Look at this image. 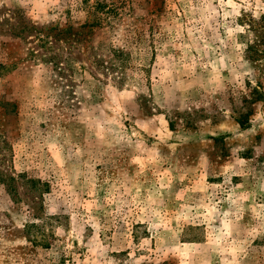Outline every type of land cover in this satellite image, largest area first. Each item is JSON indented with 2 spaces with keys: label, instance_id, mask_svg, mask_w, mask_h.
<instances>
[{
  "label": "rangeland",
  "instance_id": "obj_1",
  "mask_svg": "<svg viewBox=\"0 0 264 264\" xmlns=\"http://www.w3.org/2000/svg\"><path fill=\"white\" fill-rule=\"evenodd\" d=\"M81 1V15L68 7L63 20L45 0H33L24 9L14 0L0 5V206L13 205L27 190L34 199L28 211L41 221L26 226L31 233L27 246L0 252L2 264H107L109 259L119 264H264V231L259 228L264 218V143L243 147L264 137L259 128L264 103L256 106L255 115L249 110L233 118L235 123L226 120L219 134L207 137L222 150L226 163H159L147 121L124 120L128 139L115 142L104 129L110 115L106 106L97 101L73 113L70 106L53 103L50 93L59 81L46 82L36 61L54 62L60 77L87 73L106 81V75L96 74L99 65L88 57V45L93 51L111 41L122 45L135 32L137 40H150L151 59L142 69L150 87L152 77L170 67L167 52L156 53V37L166 43L165 29L178 30L187 17L179 0H105L104 9L111 13H99L104 20L83 29L92 9ZM246 21L252 38L245 58L264 61V16L257 23L242 14L238 22ZM111 51L122 68L129 66L131 53ZM173 51L182 54L168 49ZM260 72L264 76V67ZM68 85L67 94L75 99V81ZM246 87L252 91L251 102L264 101V79L255 87L246 81ZM108 96L115 101L117 91L108 89ZM164 128L175 131V123H162L157 130ZM234 130L246 139L233 141ZM226 139L241 148L229 153ZM188 167L184 179H176L179 169ZM9 220L7 213L0 214V224Z\"/></svg>",
  "mask_w": 264,
  "mask_h": 264
},
{
  "label": "clouds",
  "instance_id": "obj_2",
  "mask_svg": "<svg viewBox=\"0 0 264 264\" xmlns=\"http://www.w3.org/2000/svg\"><path fill=\"white\" fill-rule=\"evenodd\" d=\"M14 2L24 9L33 0ZM179 2L184 7L187 23L180 24L178 30L165 29L168 33L166 43L161 42L160 36L156 37V53L164 55L167 52L170 67L165 73L157 72L152 77L150 87L148 78L142 72L151 59L150 40L147 37L137 40L135 32L130 33L122 45L111 41L110 46L106 44L95 51L92 50V44L88 45V57L94 66L99 65L94 70L97 75H106V81L103 76L100 80H93L87 73L83 76L78 73L72 76L66 70V76L60 77V69L55 67L54 62L41 65L37 60L36 63L43 67L46 82L59 81L56 91L50 93L54 97L53 103L70 106L73 113L83 111L84 106L92 107L97 101L104 104L110 114L104 122V129L115 142L128 139L122 123L124 120L130 119L134 123L147 121L149 127L146 130L155 136L153 147L160 157L159 163H169L177 159L196 167H203L209 162L226 163L227 158L222 150H218L215 141L208 140L207 137L219 134L226 120L235 123L233 118L246 115L249 110L255 115L256 106L264 103L260 100L251 102L252 91L246 87V81L255 87L258 79H264L260 72L264 61L245 58L252 32L247 21L243 25L238 22L242 14H250V19L259 23L261 16H264V0ZM45 3L58 19L63 20L64 9L68 7H71L73 15H81L77 12L80 0H45ZM2 4L3 0H0V5ZM26 15L31 17L30 12ZM184 33L187 34L186 40L183 38ZM241 34L247 40L241 41ZM111 48L126 54L131 53L127 68L121 67L122 61L114 57ZM169 48H178L182 54L178 56L174 51L168 52ZM76 67L79 68V64ZM68 80H74L77 85L75 99L67 94ZM82 80L86 82L81 83ZM108 89L117 91L115 101L108 96ZM93 96L97 100L94 101ZM246 99L249 101L247 104ZM168 121L175 123V131L168 128H164L162 132L157 130L162 123ZM259 128L264 129V119L259 122ZM251 134H255V129ZM133 135H137L135 129ZM245 139L238 130L233 131V141ZM256 143H264V137L259 141L253 139L243 147L252 148ZM225 146L229 153L233 148H241V144H229L227 139ZM172 171L177 169L172 168ZM188 171H191V167L179 169L176 179L182 181ZM33 204L34 199L26 190L13 205L0 206V214L7 213L10 217L7 225L0 224V252L6 248L15 249L18 245L29 244L31 233L25 231L26 226L41 222L33 219L32 213L28 211ZM199 211L198 207L196 212ZM259 228L264 231V218H261ZM5 232L7 239L4 238ZM77 239L82 237L77 236ZM2 261L3 256H0V264ZM107 264L119 262L109 259Z\"/></svg>",
  "mask_w": 264,
  "mask_h": 264
},
{
  "label": "trees",
  "instance_id": "obj_3",
  "mask_svg": "<svg viewBox=\"0 0 264 264\" xmlns=\"http://www.w3.org/2000/svg\"><path fill=\"white\" fill-rule=\"evenodd\" d=\"M81 4L92 9L89 12L90 13V22L84 24L82 26L83 29H85L86 27L89 29H92L93 27H95V25L100 24V22L103 18L101 17V15L99 13H103L106 15L111 13V10L109 8L106 9V11L104 9L105 0H95L94 5H89V0H82ZM85 6H84V8H85ZM70 28L73 29V27H70ZM78 35H80V34L78 33Z\"/></svg>",
  "mask_w": 264,
  "mask_h": 264
}]
</instances>
